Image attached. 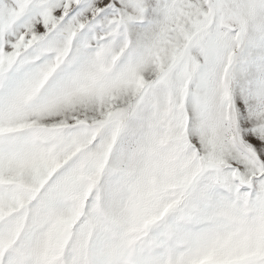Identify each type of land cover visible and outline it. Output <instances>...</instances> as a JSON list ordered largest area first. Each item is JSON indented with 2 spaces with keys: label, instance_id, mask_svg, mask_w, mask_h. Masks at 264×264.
Returning <instances> with one entry per match:
<instances>
[{
  "label": "snow or ice",
  "instance_id": "obj_1",
  "mask_svg": "<svg viewBox=\"0 0 264 264\" xmlns=\"http://www.w3.org/2000/svg\"><path fill=\"white\" fill-rule=\"evenodd\" d=\"M0 264H264V0H0Z\"/></svg>",
  "mask_w": 264,
  "mask_h": 264
}]
</instances>
